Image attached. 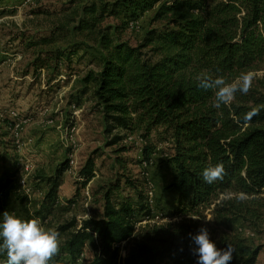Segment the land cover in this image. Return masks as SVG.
I'll list each match as a JSON object with an SVG mask.
<instances>
[{
  "label": "trees",
  "instance_id": "16d2710c",
  "mask_svg": "<svg viewBox=\"0 0 264 264\" xmlns=\"http://www.w3.org/2000/svg\"><path fill=\"white\" fill-rule=\"evenodd\" d=\"M160 1L89 0L83 5L74 27L89 33L107 16L125 15L128 21L136 20L158 3L156 16L168 18L161 31L149 30L136 46L102 31L100 68L96 73L87 72L82 81L86 87L90 82L95 86V107L102 115L104 133L111 138L107 145L123 139L114 131L138 130L148 136L162 130L173 150L168 163L174 169L171 185L178 194L176 213L198 214L213 204L215 219L225 225L228 217L241 218L253 210L246 199L238 197L213 202L218 194L232 190L252 202L264 194V90L251 85L247 93L237 92L227 105L216 108L214 90L199 88L198 77L209 73L234 82L264 64V0ZM51 37H42L34 45L52 43L55 36ZM75 47L69 53L52 50L36 57L34 78L44 70L45 82L52 87L65 62L68 81L71 57L79 50ZM7 123L13 124L10 120ZM125 149L122 146L116 151ZM152 154V146H143L142 161L150 163ZM216 164L224 166V176L208 184L202 171ZM95 166L94 156H89L79 171L82 187L94 178ZM69 168L67 159L45 179L48 191L36 211L42 219L53 213L63 174ZM19 172L14 167L0 175V219L4 212L11 214L10 202H28ZM126 181L134 184L128 178ZM118 187L119 181L105 190L98 216L81 221L73 218L57 227L64 237L61 250L69 258L60 252L50 264H78L87 247L93 253L87 264H113L123 243L129 244L124 264H197L189 234L197 233L201 226L184 220L165 234L155 230L137 235L134 207L129 198L115 195ZM210 237L219 248L228 244L236 248L229 264H256L260 248L245 244L237 234ZM6 256L0 253V257Z\"/></svg>",
  "mask_w": 264,
  "mask_h": 264
},
{
  "label": "rangeland",
  "instance_id": "374dc122",
  "mask_svg": "<svg viewBox=\"0 0 264 264\" xmlns=\"http://www.w3.org/2000/svg\"><path fill=\"white\" fill-rule=\"evenodd\" d=\"M87 4L89 0H0V175L5 169L19 168V176L29 190L26 204L10 202L11 214L37 219L44 228L56 230L73 218L81 221L98 216L105 190L119 181L114 193L120 199H130L137 235L155 230L165 234L179 222L192 221L206 227L215 238L235 233L245 244L259 247L256 264H264V194L255 202L246 199V205L253 211L241 218L228 217L225 225L215 219L213 204L200 209L198 214L180 215L176 213L178 194L171 185L174 169L168 163L172 145L162 130L152 131L148 136L138 130L114 131L124 137L117 144L107 145L111 138L104 133L102 115L95 107V86L90 82L86 87L82 81L87 72L96 73L100 68L101 32L136 46L149 30L161 31L168 17L156 16L158 3L140 14L134 27L129 26L125 15L107 16L98 29L89 33L74 27L82 16L83 5ZM51 36H55L54 42L34 45L42 37ZM75 46L79 50L71 57L68 81L65 62L61 70L64 77L60 76L52 87L45 82V71L34 78L32 63L36 57L52 50L69 53ZM245 75L251 78V85L264 90V64ZM7 120L13 124L9 125ZM146 144L153 148L147 164L141 155ZM122 146L126 147L125 151H116ZM92 155L96 160L95 176L82 187V181L77 179L79 171ZM70 158L75 160V168L63 174L53 213L42 219L36 211L40 210L48 191L45 179L53 176L60 163ZM127 178L134 184L129 185ZM150 184L151 199L147 197ZM240 194L230 190L218 194L213 202L237 198ZM60 240L58 253L68 259L61 250L64 237ZM128 245L125 243L124 247ZM92 256L87 247L78 264H87ZM6 259L7 256L0 257V264Z\"/></svg>",
  "mask_w": 264,
  "mask_h": 264
},
{
  "label": "clouds",
  "instance_id": "9594fccd",
  "mask_svg": "<svg viewBox=\"0 0 264 264\" xmlns=\"http://www.w3.org/2000/svg\"><path fill=\"white\" fill-rule=\"evenodd\" d=\"M197 86L204 90H214V107L220 108L227 105L237 92L247 93L251 87V78L243 75L234 82H227L220 76L202 73L198 77ZM224 173V166L216 164L204 168L202 176L205 182L212 184L221 180ZM238 199L243 201L247 196L242 193ZM189 238L194 245L197 264H229L236 252L232 244L224 249L219 248L206 227H201L195 234L190 233ZM60 247L58 231L44 228L37 219H24L8 212L3 213L0 219V253L7 254V264H50Z\"/></svg>",
  "mask_w": 264,
  "mask_h": 264
},
{
  "label": "built area",
  "instance_id": "2783aa9c",
  "mask_svg": "<svg viewBox=\"0 0 264 264\" xmlns=\"http://www.w3.org/2000/svg\"><path fill=\"white\" fill-rule=\"evenodd\" d=\"M136 24H137V20L129 21V26L130 27H134ZM71 131L73 132L74 129H71ZM69 164H70V168H69L70 170H72V169L75 168V165L76 164H75V160L73 158H70L69 159ZM77 179L78 180H81L82 178L78 175V178ZM22 185L24 186V189H25L26 188L25 180H22ZM25 190H26V193L29 192V190L27 188ZM152 196H153V190H152V186L150 184V186L147 188V197L149 199H151ZM124 244L125 243L122 244V247H121V250H120V254H119V257H118L116 263H113V264H124V260H125L126 253H127V251H126V249L124 247ZM2 264H7V259Z\"/></svg>",
  "mask_w": 264,
  "mask_h": 264
},
{
  "label": "crops",
  "instance_id": "0c3cea01",
  "mask_svg": "<svg viewBox=\"0 0 264 264\" xmlns=\"http://www.w3.org/2000/svg\"><path fill=\"white\" fill-rule=\"evenodd\" d=\"M43 71H44V70H42V72H43ZM42 72H41V73H42ZM63 75H64V73L61 72V74L58 76V78L60 79V76H61V77H64ZM58 78H57L54 82H57V81H58ZM62 184H63V183H62ZM22 187H23V189H24V186H23V185H22ZM60 187H61V186H60ZM60 187H59V188H60ZM24 191H25V189H24ZM25 193H26V192H25ZM26 194H27V193H26ZM27 196H28V194H27ZM28 197H29V196H28Z\"/></svg>",
  "mask_w": 264,
  "mask_h": 264
}]
</instances>
